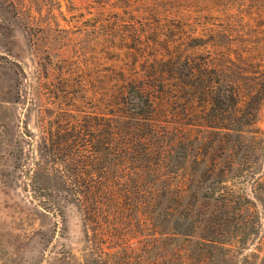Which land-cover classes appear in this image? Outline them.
Instances as JSON below:
<instances>
[{"label":"rangeland","instance_id":"1","mask_svg":"<svg viewBox=\"0 0 264 264\" xmlns=\"http://www.w3.org/2000/svg\"><path fill=\"white\" fill-rule=\"evenodd\" d=\"M148 124L157 172L125 151ZM220 172L259 213L237 252L261 255L264 0H0V264H197L177 233L219 228Z\"/></svg>","mask_w":264,"mask_h":264},{"label":"trees","instance_id":"2","mask_svg":"<svg viewBox=\"0 0 264 264\" xmlns=\"http://www.w3.org/2000/svg\"><path fill=\"white\" fill-rule=\"evenodd\" d=\"M192 84V83H191ZM217 84V82H216ZM193 85V84H192ZM226 87L230 88L231 94L228 95V101L231 103V105L226 106L228 110H225V112L232 116L235 115V113L239 110V107L237 106L238 98L234 93V86H230L229 84L225 85ZM149 87V86H148ZM206 88V89H205ZM202 92L211 91L213 90L210 85L199 88ZM135 90L138 92L140 97H143L146 110L150 109L152 110L153 102L150 99L149 92L147 90V87L143 86H135ZM209 94V93H208ZM217 96H215L216 98ZM214 98V100H215ZM211 99L212 96H211ZM221 108H218L220 111ZM146 112V111H145ZM144 112V116H145ZM151 112V111H150ZM144 121H150V119L145 118ZM219 130L224 131H231L234 129H230L226 126L221 127H214ZM149 130L148 133H143L142 136H138V140L135 142H130L126 146V152L128 151H135L136 147L139 149V152H142L144 157H147L145 160V164H141V168L145 170H151L153 172H157L162 168L163 164V154L164 150L161 148V146H158L157 149L152 148L148 135L156 134L154 130V127L150 124L146 125L144 127V130ZM236 130V129H235ZM237 130L242 131L240 128H237ZM162 144V142H161ZM154 152V153H153ZM152 154L154 155V158L149 159L148 156ZM136 158H141L140 155H138ZM147 161V162H146ZM150 162V163H149ZM223 172V171H222ZM220 172L217 176L218 181L216 182L218 184V188L216 191V198L214 201L219 203L221 214L219 217V228L213 232L210 236H194L193 235V229L194 226L191 223L189 224V228L187 230H183L181 232H178L177 234L181 237H186L187 239H196V245L198 246V249L196 248V252L199 254L201 251L199 250V246L205 245L204 254L200 255L202 258L200 260H197L194 258V260L198 261L197 264H222L224 260L227 262V264H251V259L254 258V264H264V251L261 255L260 251H258L257 256H253V254H243L242 248L240 249V253L237 252V247L239 245H245L247 242H250L253 240L252 238L254 236H257L261 226L259 222V213L255 211H250L251 207H249L247 204L242 203V201L245 200V197H243V194L239 190H235L234 184H236L233 180L236 179L237 176H234V178L229 177L225 179L224 173ZM128 177V175H126ZM225 179V180H223ZM234 182V183H233ZM264 180H260L258 177L254 178L252 183H254L255 186L262 184ZM149 182H139L136 183V194L139 196V203H143L146 199L148 202H150L151 199V189L148 188L147 184ZM140 188V189H139ZM261 190V188H260ZM264 192V189L262 190ZM106 192V191H105ZM105 192L100 193V195H103ZM264 195V193H262ZM258 200L260 205L261 214H263L264 218V197L255 198ZM143 200V201H142ZM94 205L96 206L98 204V197H93L92 199ZM111 201H114L112 198ZM249 203V202H248ZM253 207V206H252ZM257 242H252L251 245H255ZM256 249V248H255ZM197 254V255H199ZM204 255V257H203Z\"/></svg>","mask_w":264,"mask_h":264}]
</instances>
